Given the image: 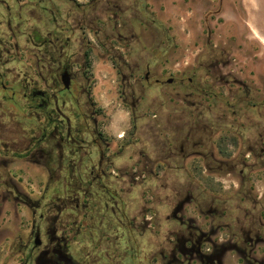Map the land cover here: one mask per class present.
Here are the masks:
<instances>
[{
    "label": "rangeland",
    "instance_id": "rangeland-1",
    "mask_svg": "<svg viewBox=\"0 0 264 264\" xmlns=\"http://www.w3.org/2000/svg\"><path fill=\"white\" fill-rule=\"evenodd\" d=\"M77 1L66 0L71 11L62 15L0 14L12 21L9 77L41 81L38 42L55 31L54 18L74 26L64 37H71L68 54L75 53L74 72L88 89L80 101L92 104L107 155L121 156L108 186L144 231L137 236L141 259L167 264L176 255L182 264H200L197 254L193 260L177 249L190 235L202 237L204 254L233 243L250 247L245 241L256 231L264 238V0ZM36 123L30 110L0 104V124L12 127L11 141L20 146L14 150L28 145ZM11 156L1 171L13 194L6 201L0 195V264H23L36 206L63 197L67 175L57 167L50 174L42 158ZM109 213L95 243L82 227L73 242L77 258L90 253L103 264L112 249L113 258L118 251L129 262ZM250 259L264 264V243ZM222 261L251 264L234 250Z\"/></svg>",
    "mask_w": 264,
    "mask_h": 264
},
{
    "label": "flooded vegetation",
    "instance_id": "flooded-vegetation-1",
    "mask_svg": "<svg viewBox=\"0 0 264 264\" xmlns=\"http://www.w3.org/2000/svg\"><path fill=\"white\" fill-rule=\"evenodd\" d=\"M68 1L75 4L78 2ZM65 2L66 0H0V14H17L19 20L23 18V14L62 15L71 11V7L66 6ZM19 24L22 26V21ZM53 24L56 29L49 33L50 38L38 42L41 81H35L27 75L23 79L18 75L10 80L9 75L12 72L9 65L14 48L10 41L13 37L12 21L11 18L0 21V104H14L22 110H30L31 116L38 122L32 130L30 142L23 151L14 150L20 146L19 143L11 141L12 127L0 124V195L3 194L6 201L13 194L7 186L8 183L2 181L6 175L2 176L1 173H7V165L12 160L10 154H15L16 158H42L50 174H54L53 168L57 167L59 173L67 175L64 196L44 206L41 203L36 206L41 212L38 219L33 221L31 234L23 245V264H33V261L36 264H96L90 253L86 258L81 254L77 258L73 242L78 241L84 227L83 238L95 243L96 234L99 233L97 230H104L107 212H111L110 228H114L116 223L117 232L123 231L124 223L120 216L124 214V201L118 193H112L108 186L112 177L110 174L113 173V167L115 168V158L121 156L107 155V138L98 131L99 125L94 121V115L89 114L92 104L80 101L88 93V89L80 78L81 74L74 72L77 64L73 58L75 53L68 54L73 47L71 37H64V32H72L74 26L69 22L61 24L56 18ZM1 27H6L11 32L1 31ZM77 28H83V25L79 24ZM84 55L86 56V53ZM44 72L46 76L43 75ZM64 74L70 77L69 88L63 82ZM145 78L149 80V72ZM158 82L160 81L157 80ZM120 171L123 175L124 169ZM46 195L42 199H45ZM17 200L24 204L30 203L21 197H17ZM54 211L56 215H53ZM66 212H69L68 217L62 218ZM78 212L84 215L81 221L78 220ZM99 223L100 226H97ZM87 231L90 235L86 234ZM253 232L254 229L249 230V235ZM72 233L73 237H70ZM193 237L194 235H190L187 239L184 238L183 248L178 251L181 257L190 253L194 260L197 256L200 264H223L222 258L229 250L242 254L245 260L254 264L255 261L250 258L257 245L264 243V238L256 231L255 239L245 241L246 246L250 247L233 243L221 250L204 254V240L200 237L194 241ZM185 244H190L192 248L187 249ZM111 252L112 249L102 258L103 264H124V253L117 251V256L113 258ZM173 258L169 264H182L176 255Z\"/></svg>",
    "mask_w": 264,
    "mask_h": 264
},
{
    "label": "trees",
    "instance_id": "trees-1",
    "mask_svg": "<svg viewBox=\"0 0 264 264\" xmlns=\"http://www.w3.org/2000/svg\"><path fill=\"white\" fill-rule=\"evenodd\" d=\"M120 217L124 223L123 224L124 227H123V231H121L122 235L119 236L118 239L121 245L124 243V241L126 242L127 245L126 253H127V258L129 260L127 264H143V261L148 262L147 264H153L150 263V260L148 261L149 258L141 259V251H140L141 248L137 240V236L141 237V235L144 234V231L143 229H141V227H137L134 221L128 218L126 213L125 203H124V214L123 216L121 215ZM182 242L183 240L179 241L180 244L178 243L177 249L183 248ZM171 261L172 260H170L169 263Z\"/></svg>",
    "mask_w": 264,
    "mask_h": 264
},
{
    "label": "water",
    "instance_id": "water-1",
    "mask_svg": "<svg viewBox=\"0 0 264 264\" xmlns=\"http://www.w3.org/2000/svg\"><path fill=\"white\" fill-rule=\"evenodd\" d=\"M63 82H64L65 86H66L67 88H69V86H70V77L68 76V74H64V75H63ZM168 83H169V84L173 83V80L170 79V80L168 81Z\"/></svg>",
    "mask_w": 264,
    "mask_h": 264
}]
</instances>
